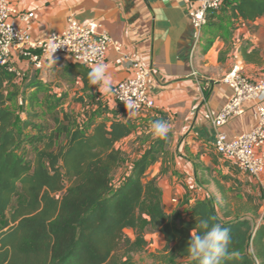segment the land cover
Segmentation results:
<instances>
[{"label":"trees","instance_id":"obj_1","mask_svg":"<svg viewBox=\"0 0 264 264\" xmlns=\"http://www.w3.org/2000/svg\"><path fill=\"white\" fill-rule=\"evenodd\" d=\"M224 6L235 18L264 15V0H224ZM73 66L81 69L85 88H93L91 69ZM15 79L0 64V264H136L133 254L148 246L150 231L164 236L163 250L154 255L158 261L199 264L187 249L197 223L209 218L231 230L222 264H264V216L253 197L239 199L235 208L224 205L222 214L211 194L183 213L168 212L157 179L148 178L167 137L152 140L117 179L124 161L117 143L133 132L129 121L92 117L83 125L77 120L49 127L37 108L45 84L25 78L8 94ZM19 97L25 116L11 105Z\"/></svg>","mask_w":264,"mask_h":264},{"label":"crops","instance_id":"obj_2","mask_svg":"<svg viewBox=\"0 0 264 264\" xmlns=\"http://www.w3.org/2000/svg\"><path fill=\"white\" fill-rule=\"evenodd\" d=\"M10 2L18 9L15 18L29 26L36 39L64 30L70 15L82 21L99 22L122 44L121 51L109 47L102 62L108 66L113 85L134 73L132 61L124 54L154 68L149 91L156 106L129 118L112 92L101 94L96 86L87 90L81 69L73 66L68 57H50L43 68H36L18 54L12 57L13 64L22 72L15 83L35 77L45 84L46 91L51 88L49 81L53 72L60 71L58 80L63 87L60 92L54 87L53 92L58 93V103L65 109L77 106L81 110L80 124L92 117L129 121L133 132L119 141L117 147L121 148L119 144L123 141L140 143L139 150L134 152L136 158L156 138L151 123L167 120L171 124L167 146L151 166L148 178L157 179L168 212L183 213L196 199L208 194L234 208L249 196L261 203L264 175H251L216 150L217 129L212 119L231 96V89L222 77L234 65H239L252 79L264 77V15L255 20L235 18L230 7L224 6L209 17L202 28L200 43L193 50L197 30L189 12L195 0ZM31 12L34 15L28 21L21 18ZM244 106L243 115L232 117L223 127L230 137L251 131L258 122L255 101H248ZM156 233L164 238L162 233Z\"/></svg>","mask_w":264,"mask_h":264},{"label":"built area","instance_id":"obj_3","mask_svg":"<svg viewBox=\"0 0 264 264\" xmlns=\"http://www.w3.org/2000/svg\"><path fill=\"white\" fill-rule=\"evenodd\" d=\"M224 0H195L189 16L197 30L193 50L200 43L201 31L208 22V15L219 11ZM18 9L10 0H0V64L6 65L9 71L22 75L13 64L15 54L29 59L36 68H43L50 57L66 56L72 62L87 67L102 63L109 47L114 46L121 51L122 44L103 29L99 22L82 21L70 15L62 31H52L44 38L32 36L29 26L23 25L15 16ZM33 12L21 15L28 21ZM132 61L134 73L113 85L112 93L124 113L129 109L122 100L132 101L138 112L152 109L156 101L149 91V78L154 72L152 66L145 65L130 55H123ZM223 83L231 89V96L218 114L212 119L217 129L215 138L216 150L225 158L233 160L243 170L253 176L264 175V77L252 79L245 75L239 65H234L222 77ZM255 101L258 112V122L249 132L239 133L233 137L223 129L224 125L234 116L243 115L244 104ZM19 104L23 99L19 97ZM264 206V205H263ZM264 216V209L262 212Z\"/></svg>","mask_w":264,"mask_h":264},{"label":"clouds","instance_id":"obj_4","mask_svg":"<svg viewBox=\"0 0 264 264\" xmlns=\"http://www.w3.org/2000/svg\"><path fill=\"white\" fill-rule=\"evenodd\" d=\"M87 78L88 83L96 86L99 93L107 95L112 92L113 80L105 63H96L92 66ZM122 101L129 109L128 117H135L138 110L133 102L129 100ZM150 127L156 138H166L171 131V124L164 119L153 121ZM212 220H215V218L201 219L196 225L198 230H193L191 234L187 252L199 264H222L232 243L231 230L224 227L221 222H211Z\"/></svg>","mask_w":264,"mask_h":264},{"label":"rangeland","instance_id":"obj_5","mask_svg":"<svg viewBox=\"0 0 264 264\" xmlns=\"http://www.w3.org/2000/svg\"><path fill=\"white\" fill-rule=\"evenodd\" d=\"M60 71L53 72L51 76L50 87L48 90L41 93L39 97V102L37 104V108L40 109L42 113V117L40 121L46 122L49 127H57L59 125H63L68 121L76 123L78 120V116L81 115V110L78 109L77 106H73L72 109H65V107L61 106L58 102V93H54V87L57 92H60L62 89L63 83L58 80ZM22 79L16 82L12 87H9L7 92L10 94L11 91L16 90L17 87L21 86ZM11 105L15 106L16 110L22 115H26V109H24L20 104H15V102H11ZM65 114H68L69 119L65 118ZM58 128V127H57ZM64 139V135H62L61 140ZM123 150L124 161L122 162L119 169L116 171V178L119 179L121 175H124L129 168L132 166L133 161L136 159L135 151L139 150L140 143H133L131 141H123L119 144ZM241 195V193H240ZM216 208L222 214L223 213V202H221L215 196ZM261 200L262 205L264 204V195H261L259 198ZM5 219H0V225L4 223ZM127 233L131 236H134L133 232L130 229H127ZM149 244L148 246L141 252L133 254V261L136 264H163L161 261H158L155 258V254L159 253L163 250L165 246L164 238L156 233L155 231H150L146 235Z\"/></svg>","mask_w":264,"mask_h":264}]
</instances>
